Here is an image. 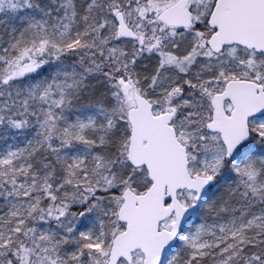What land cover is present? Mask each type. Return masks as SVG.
<instances>
[{"label":"snow or ice","instance_id":"6c2138e0","mask_svg":"<svg viewBox=\"0 0 264 264\" xmlns=\"http://www.w3.org/2000/svg\"><path fill=\"white\" fill-rule=\"evenodd\" d=\"M0 264H264V0H0Z\"/></svg>","mask_w":264,"mask_h":264}]
</instances>
